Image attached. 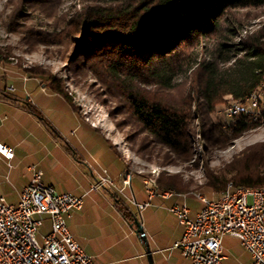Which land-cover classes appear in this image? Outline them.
<instances>
[{
    "label": "rangeland",
    "instance_id": "rangeland-1",
    "mask_svg": "<svg viewBox=\"0 0 264 264\" xmlns=\"http://www.w3.org/2000/svg\"><path fill=\"white\" fill-rule=\"evenodd\" d=\"M139 1L0 0V51L4 58L0 61V141L14 150L11 161L0 162V196L4 203L17 200L23 185L31 179L28 170L31 165L42 169L43 178L50 179L57 192L81 196L85 189L89 191L90 169L101 172L103 168L115 169L126 162L128 165L121 178L124 174L131 176L132 185L124 189L128 197L124 201L129 203L133 195L136 200L143 195L148 197L144 180H153L156 185L157 177L161 176L166 183L173 184V188L167 190L173 195L186 196V204L192 207L198 205L197 195L208 199L218 197V193L205 185L208 177L231 169L236 165L232 162L235 156L247 148L264 145V115L249 121L247 128L232 138L237 125L231 122L228 111L233 103L239 102L230 95H225L223 101L215 105L205 128L199 126L191 105L197 74L189 69L178 75L170 88L152 85L150 81L137 84L149 97L192 113L188 129L190 151L187 159L179 157L143 129L127 104L110 95L96 75L81 69L82 59L69 60L74 47L72 36L81 37L80 33H75L73 24L79 14L94 8L115 10ZM198 41L185 46L186 53L198 60H212L219 51L226 56L241 55L243 48L264 42V6L231 10L220 32L197 44ZM32 66L63 80L75 107L73 110L57 95L43 89L39 77L22 70ZM258 91L264 98V81ZM9 101L16 102L17 106L32 102L47 124ZM60 144L63 147L71 144L76 154L67 157ZM43 158L45 162H38ZM91 180L94 182V178ZM116 184L122 186L120 180H116ZM156 188L162 191L157 185ZM83 202V210L72 211L71 214L77 212V216L67 222L94 262H111L124 253L132 254L128 252L129 243L135 241V237L130 236V227L123 225L117 213L109 211L97 191H89ZM42 221L36 233L39 243L41 235L49 231L48 218L43 217ZM116 249L120 251L118 255H115ZM222 254L225 257L222 264L251 262L250 254L239 241L227 235L222 239ZM120 264H135V261Z\"/></svg>",
    "mask_w": 264,
    "mask_h": 264
},
{
    "label": "trees",
    "instance_id": "trees-1",
    "mask_svg": "<svg viewBox=\"0 0 264 264\" xmlns=\"http://www.w3.org/2000/svg\"><path fill=\"white\" fill-rule=\"evenodd\" d=\"M261 6H264V0H140L115 10H85L73 23L74 31L81 34V39L72 36L74 47L69 60L82 59L81 69L91 71L110 95L124 101L143 129L159 144L187 159L192 113L187 114L160 99L149 97L137 84L150 81L152 85L170 88L178 75L191 69L197 74L192 111L199 126L205 128L210 113L225 95L243 102L262 85L264 42L243 48L241 55L226 56L219 51L212 60L190 56L185 46L220 32L222 22L231 10ZM1 60L4 58L0 51ZM22 70L39 77L45 90L75 108L61 78L40 67H24ZM19 105L47 124L32 102ZM246 128L243 120L238 121L232 138L238 137ZM232 162L236 165L208 177L205 185L219 195L228 184L234 188L264 187V145L247 148ZM144 181L153 190H157V185L162 190L158 192L173 188V184L166 183L161 176L157 177L156 185L153 180ZM112 197L118 212L132 223L135 218L125 201L116 194Z\"/></svg>",
    "mask_w": 264,
    "mask_h": 264
},
{
    "label": "built area",
    "instance_id": "built-area-1",
    "mask_svg": "<svg viewBox=\"0 0 264 264\" xmlns=\"http://www.w3.org/2000/svg\"><path fill=\"white\" fill-rule=\"evenodd\" d=\"M259 89L253 90L243 102L233 103L228 112L234 126L240 120L248 124L264 115V98ZM0 155L9 162L14 150L0 143ZM29 171L31 179L19 193L17 203L6 204L0 197V264H96L66 224L71 212L82 208L84 195L57 192L42 181L43 171L37 165L29 166ZM102 172L94 177L89 191L112 187L119 198L128 200L124 189L131 188V176L124 174L122 186L118 187L105 170ZM145 188L149 198L157 194L163 198L173 196ZM129 201L138 212L149 205V202H136L134 197ZM200 203L201 208L193 219L188 216L186 204L169 207L183 227V234L173 248H178L191 264H222L225 258L222 239L227 235L237 239L250 254V264H264V188L244 189L215 203H208L205 196V202ZM43 217L48 218L49 231L41 235L39 243L36 233Z\"/></svg>",
    "mask_w": 264,
    "mask_h": 264
},
{
    "label": "crops",
    "instance_id": "crops-1",
    "mask_svg": "<svg viewBox=\"0 0 264 264\" xmlns=\"http://www.w3.org/2000/svg\"><path fill=\"white\" fill-rule=\"evenodd\" d=\"M62 101L65 102L63 99ZM10 103L16 106L17 108L22 109L20 106H17V103H14V102H10ZM66 105L68 104L66 103ZM68 107L71 108L69 105ZM22 110L25 111L24 109ZM0 143L8 145L7 143L1 142V141ZM60 146L61 148H63L67 157H70V155L72 154L74 155L76 154L72 151L73 149H72L71 144L67 145L68 147L71 148V150H68L67 146L63 147L62 144H60ZM45 161H46L45 158H43L41 159V161H38V162H45ZM0 162H8V161L0 155ZM127 165L128 164L126 162H123L122 166L117 165L115 169H112V167H108L107 169L103 168L102 170L106 171L105 174L108 175L109 178L117 186L118 184H116V180H120L121 182V175L126 170ZM28 170H29V167H28ZM93 170L90 169L91 177L89 179V184H91L92 178L97 177L102 172V170L101 172H99L95 168H93ZM42 181L47 185L53 186L52 181L48 178L42 177ZM142 182L144 183V181ZM25 184L23 185V187L25 186ZM131 185H132V178H131ZM114 191L115 190L112 187H105L101 190H98L97 195L100 197V199H103L105 201V203L108 205L109 211L117 213V215L120 217L125 227L126 225L130 227L131 223H128L126 221V219L118 212L115 206L116 202L112 197V194H116ZM88 193L89 192H87V190L85 189L83 193L81 194V196L84 195L83 196L84 198ZM133 197L136 200L135 195H133ZM18 198H19V195L17 197V200L14 203L12 202L9 204L17 203ZM186 198H187L186 196H183L182 194H179V193H176L169 198H163L159 194L154 195L151 198H149V195L148 197L143 195L140 197L139 200H136V202H149V205L146 206L144 209H142L140 212H138L137 208L130 201L129 203L125 201L126 205L128 206V208L131 210L132 214L134 215V218L142 225L145 240L138 237L134 233L133 228L130 227V232H129L130 236L131 235L134 236L135 241H132L131 243H129L130 245H129L128 252H133V253L132 254L124 253L120 258L115 259L111 262H107L105 260L103 261L98 260V264H113V263L120 264L121 262H128L130 260H134L135 264H191L187 258L182 256L178 248H173V244L177 242L178 240H180L183 234V227L178 222L175 215H173L168 210L169 207L173 205L186 204ZM83 206L84 204L82 205V208L80 210H76V211H82ZM186 206L188 208V216L191 219H193L195 218V215L197 214V212L200 210L201 203L198 201V205L189 207L186 204ZM75 216H77V212L74 214H70V216L66 218V224L71 234L77 240L78 238L77 234L73 231L71 225H68V222H67V220L70 221ZM83 250L92 257V255L88 253L84 248ZM115 251L117 252V253L115 252L116 253L115 255H118V253L120 252L117 249Z\"/></svg>",
    "mask_w": 264,
    "mask_h": 264
},
{
    "label": "bare ground",
    "instance_id": "bare-ground-1",
    "mask_svg": "<svg viewBox=\"0 0 264 264\" xmlns=\"http://www.w3.org/2000/svg\"><path fill=\"white\" fill-rule=\"evenodd\" d=\"M239 103H241V102H239ZM229 116H232L231 112H230ZM261 188H264V187H261ZM149 189L153 190L151 188H149ZM244 189H258V188H242V187L241 188H234L232 185L229 184L227 189L225 191H223L217 198L208 199V203H215V202H217V200H221L223 198H231L233 196V194H237L238 191H243ZM162 193L173 194L170 190L162 192ZM196 198L198 199L199 202H205V197H201L200 195H197Z\"/></svg>",
    "mask_w": 264,
    "mask_h": 264
},
{
    "label": "water",
    "instance_id": "water-1",
    "mask_svg": "<svg viewBox=\"0 0 264 264\" xmlns=\"http://www.w3.org/2000/svg\"><path fill=\"white\" fill-rule=\"evenodd\" d=\"M130 227L133 228L134 233L138 237H140L143 240H145L144 231H143L142 225L136 219L133 220V222L130 224Z\"/></svg>",
    "mask_w": 264,
    "mask_h": 264
}]
</instances>
